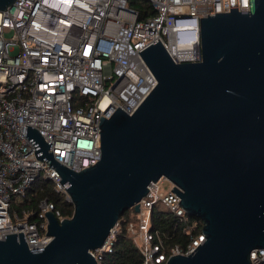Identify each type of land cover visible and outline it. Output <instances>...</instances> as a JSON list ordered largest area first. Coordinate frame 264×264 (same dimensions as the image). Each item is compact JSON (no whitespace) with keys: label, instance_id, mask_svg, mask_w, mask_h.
<instances>
[{"label":"water","instance_id":"obj_1","mask_svg":"<svg viewBox=\"0 0 264 264\" xmlns=\"http://www.w3.org/2000/svg\"><path fill=\"white\" fill-rule=\"evenodd\" d=\"M15 1L0 0V11ZM250 7L200 17L201 61L175 63L159 38L139 51L158 83L132 114L118 106L100 115L95 164L67 167L28 125L35 154L43 151L36 157L69 183L74 211L62 220L45 212V247L30 249L23 231L6 234L0 264H98L90 250L162 177L206 234L194 253L167 264H252L251 250L264 247V0Z\"/></svg>","mask_w":264,"mask_h":264},{"label":"built area","instance_id":"obj_2","mask_svg":"<svg viewBox=\"0 0 264 264\" xmlns=\"http://www.w3.org/2000/svg\"><path fill=\"white\" fill-rule=\"evenodd\" d=\"M149 1L156 14L144 20L129 0H16L0 11V240L23 231L30 249L45 247L52 238L45 212L67 217L48 197L37 208L13 212L15 199L38 179L72 203L56 166L36 157L43 151L35 154L41 146L26 136L28 125L52 142L47 150L67 167L95 164L102 154L100 115L108 118L118 106L132 114L158 83L141 49L159 38L175 63L201 61L200 17L230 6L251 9L250 0ZM164 179L148 185L136 219L128 222L142 264H167L206 240L203 221L186 212L171 190L175 184L169 180V190H160ZM155 206L166 207L181 242L169 244L175 232L153 227ZM119 228L120 220L105 243L90 250L98 264L114 251ZM250 260L264 264V247L251 250Z\"/></svg>","mask_w":264,"mask_h":264},{"label":"trees","instance_id":"obj_3","mask_svg":"<svg viewBox=\"0 0 264 264\" xmlns=\"http://www.w3.org/2000/svg\"><path fill=\"white\" fill-rule=\"evenodd\" d=\"M131 7L139 12V19L144 20L149 16L156 14V10L149 0H129ZM48 197L62 211L64 216H71L74 211V205L64 199L63 195L54 190L53 184L50 181L38 179V181L27 191L22 199H15L13 202V212L23 214V210L37 208L41 199ZM159 206L153 208L152 222L154 228H159L168 232H175L169 244L181 242L182 235L178 231L179 227L173 217ZM136 211L133 208L127 209L119 218L120 228L117 235L116 245L113 252L106 254L103 264H142V255L139 249L135 246L128 232V222L136 219ZM193 217V216H192ZM198 221L200 218L194 217ZM34 219V218H33ZM175 228H177L176 231ZM201 228L199 229V231Z\"/></svg>","mask_w":264,"mask_h":264},{"label":"rangeland","instance_id":"obj_4","mask_svg":"<svg viewBox=\"0 0 264 264\" xmlns=\"http://www.w3.org/2000/svg\"><path fill=\"white\" fill-rule=\"evenodd\" d=\"M170 186H171V182H170L169 180L164 179V180L160 183V190H161V191H167V190H169ZM163 210L166 211L165 214L167 215L168 212H167L166 207H163Z\"/></svg>","mask_w":264,"mask_h":264}]
</instances>
